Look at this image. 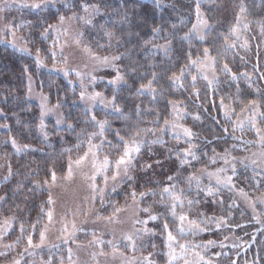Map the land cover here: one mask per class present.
<instances>
[{
    "label": "trees",
    "instance_id": "trees-1",
    "mask_svg": "<svg viewBox=\"0 0 264 264\" xmlns=\"http://www.w3.org/2000/svg\"><path fill=\"white\" fill-rule=\"evenodd\" d=\"M106 2L109 12L113 9H119V12L103 18L97 17L94 23H106L109 30L115 31V37L111 40V48L107 47L108 38L98 28L89 26L84 39L93 50L99 53H125L122 60L118 62L121 71L126 72L128 67H136L138 70L136 76L126 77L128 85L117 92V103L129 116L128 120L115 114H109L111 112H95L98 119L107 118L111 123V129L105 133L107 139L113 144L119 143L113 135L115 130H120L121 135L128 139L132 126L152 129L162 127L164 118L169 119L171 115L169 101L183 102L181 105L187 112L185 123L197 133L193 143L198 145L196 154L200 157L199 162L192 161L191 165H180L176 150L188 145L178 143L169 134H164L163 143L152 144V148H147L139 154L133 172L135 179L129 181L131 185L127 184L128 188L136 189L137 192L154 189L157 193L155 196H146L142 203L144 207H151L153 214H161V219L152 221V229L155 230V235H152V244L156 245L155 248L152 247V252L156 260L160 262L164 260L162 254L164 235L161 234L160 225L165 218L169 220L170 225L172 224L165 207L159 203L160 189L169 183L167 177L173 176L175 177L173 181L178 186L184 185L188 175L208 164L209 157L213 156V149L216 153L224 152L225 149L236 153L240 146H244L245 141L256 139L252 136L253 132L248 129L243 132L237 130L235 136L240 139L233 138L234 118L233 116L230 119L225 117L224 109L220 107V97L223 96L225 104L235 110L243 107L241 101L246 104L252 99H264V79H261V75L264 74V36L261 35V28L264 27V0L204 2L201 6L202 10L215 26L211 32L207 33L206 40L203 42L196 38L180 39L189 31L196 19L195 0H163V4L159 6L154 0H106ZM241 2L248 8L246 15L248 27L237 40V47L225 52L221 34H228L229 29L236 23V14ZM55 11L47 10L46 13L39 15L49 22L56 18ZM124 11L128 12L127 23L121 22V15ZM35 18L36 16H32L30 19L35 20ZM173 24L176 25L175 29L172 28ZM156 26H162L163 31L159 37L153 38L151 29ZM129 31L139 32L141 39L137 40L135 36H128ZM164 37L173 40L172 50L167 56L162 49H153L154 54L146 56L139 47L147 39H153L156 44H164ZM245 39L248 40L247 49L241 47ZM37 42L33 47H36ZM98 43L105 47L98 48ZM205 47L212 49L211 55L213 56L220 54L216 66V76L219 82L208 86L195 68L191 67L185 69L184 86L173 85L167 77L171 76L172 72L179 73V69L187 63L185 54L191 52L192 59L202 58V50ZM42 51L45 52L44 46H42ZM34 60L31 54L20 53L10 46L0 44V109H3L0 113V125H9V128L0 127V167L7 172V175L9 164L12 170V175L0 185V195L7 196L6 201H3L2 210L6 214L15 215L18 220L25 223L30 222L39 213L40 205L47 198L46 189L36 188L34 182L49 178L50 168H55L56 172L64 171L68 155H75L84 149L86 136L80 137L83 145L79 152L73 148V145L79 142L77 133L82 128L86 132L97 130L87 122V114L82 105L77 102L78 89L72 87L62 75L38 68ZM224 60L229 63L232 72L238 74L237 80H231L230 76L225 75L221 70L220 64ZM151 63H155L157 67L150 68ZM25 66H27V72H25ZM161 68H166L168 71L161 72ZM152 71L159 73V78L153 84V87L157 89L154 102L152 94L147 91L143 95H138L135 91L140 83H147V80L151 79ZM244 72L252 74L251 87H249L248 79L239 75ZM142 73H146L143 79L140 78ZM27 74H32L37 78L39 84L49 93L52 101L63 103L66 121L76 126L75 131L69 130L67 126L59 128L51 123L46 128L48 137L44 138L38 128L39 109L26 95ZM193 75L197 76L195 88L199 89L198 99L193 95ZM102 89L112 96L113 87L111 85H104ZM256 89L261 90V95H257ZM135 105H140L142 110L150 109L151 111H142L140 117H137L134 114ZM157 113L161 119L154 122ZM197 113L201 117L199 121L193 119ZM222 126L228 128L227 133H223ZM10 137H15L19 146L30 145V148L17 152L10 141L5 143V140ZM66 148H72V152L65 153L63 150ZM106 148L111 153H117L115 149L107 145ZM169 149L172 151L170 152ZM157 161L160 163H156ZM145 164H151L152 167L144 169L142 166ZM181 179L183 182L179 184L177 180ZM236 180L242 179L237 177ZM18 185L23 187L17 190ZM190 193L192 192H188L187 195L189 196ZM228 195L222 192L213 197L203 192L201 197L197 198L200 203L192 206L191 218L198 217L199 213L207 216L217 213L219 217L227 215L230 211L232 213L230 223L242 225V227L231 228L223 226L219 229L215 225H210V231L200 233L199 238L202 243L208 240L218 242L208 249L207 255L212 256L215 252L226 253L218 258L214 257L217 264H229L230 260L237 261V264H245V262L264 264V223H256L249 212L236 204L229 207L233 201ZM188 198L193 199V196ZM221 200L223 204L220 203ZM225 237L228 239L225 240ZM220 241L225 245L223 249L219 247ZM233 245H238V247Z\"/></svg>",
    "mask_w": 264,
    "mask_h": 264
},
{
    "label": "snow or ice",
    "instance_id": "snow-or-ice-1",
    "mask_svg": "<svg viewBox=\"0 0 264 264\" xmlns=\"http://www.w3.org/2000/svg\"><path fill=\"white\" fill-rule=\"evenodd\" d=\"M157 6L163 4V0H154ZM57 0H0V13L5 12L6 9L11 8L13 6L21 9H30L33 10L36 14L35 20H23L19 23L15 22V18L13 20L8 21L0 27V43H4L5 45H11L13 48H16L18 51L26 52L31 54L32 49L27 45L29 44V40L25 35H18V33L28 27L29 30H37V34L43 40H48L51 38L52 40V48L48 49V57L53 61L52 68L57 69V64L55 63L57 58L56 48L59 45V39L61 34H67V29L63 30L61 33L60 28L65 24L66 21L76 20L82 21L84 25L91 26L93 28H98L103 32V35L108 38L107 47L111 48V40L115 37V31L109 30L106 23H94L97 17H106L112 14H116L119 12V9H113L111 12L107 10V2L106 0H97V2L93 3L92 0H74L72 4L68 3V0H64V7L68 11H72V9L78 8L80 11L84 13V15H80L77 11H72L71 16L62 15L57 10V18L58 23L52 24L48 23L47 19L41 17L39 14L44 12L45 10L50 9L51 7H55ZM203 0H195V17L196 23H193L188 32L184 34V36L180 37L181 40H191L192 38H196L199 41L203 42L206 40V33L211 32L214 29V23L210 19L208 15L202 10ZM102 7L104 10L102 11ZM248 13V8L241 2L239 5L238 13L236 14V24L232 26L228 34H221L222 39L224 41V51L227 52L228 49L237 47V40H239V24L242 17H245ZM6 18V17H5ZM121 22H128V12L124 11L123 15H121ZM176 25L173 24L172 28L175 29ZM247 24L244 25L246 29ZM163 31L162 26H156L151 29V33L153 38L159 37V34ZM55 32L56 35L52 36L51 33ZM261 35L264 36V27L261 28ZM84 33L82 31H78L73 37V42L76 45L82 44V38ZM128 36H135L137 40L141 39L139 32H128ZM11 37V39H9ZM118 39V38H117ZM164 44H156L153 42V39H147L143 41L142 45H139L144 54L153 55V49H162L165 56L168 55L169 51L172 50L173 40L167 37H164ZM129 43L131 41H128ZM67 41H65V45ZM150 46V47H149ZM60 47V55L62 57L63 67L58 68L57 70L63 72L65 77H68L72 71H75L76 77L79 78V100L84 101L86 103L85 112L87 114V122L92 124L97 130L92 132H86L85 129H81L79 133H77V137L79 142L73 145L78 152L81 150L83 145V140H80V137H87V149L82 151V154H78L75 159L71 155L67 157V171L65 173L64 179H71L74 172L76 170H81L84 180L86 182L89 196L85 198V200L92 205H95L98 200L101 205L108 203L106 200V193L110 190L111 192H116L117 187L120 182L124 181H133L135 179L133 172L136 168V160L139 154L142 151V148L145 145L144 135L149 133L154 134L159 131L160 133H164L166 130L170 129L175 136L177 141L180 140L181 137L185 139V143L188 145L183 149H177L176 155L179 159L180 165H191L192 161L199 162L200 157L197 156L196 152L198 149V145L193 143V140L196 138L197 133L192 130L191 127H188L182 123H178L176 120H169L164 118L163 126L158 129L152 128H140L139 126H132L130 128V135L128 139H125V136L121 135L120 130H115L113 135L119 143L113 144L112 141H109L105 135L111 129L110 121L105 119H98L95 112H92V109L97 105H103L105 109L111 108L112 112L109 114H115L119 117H123L125 120L129 119V116L124 112V109L120 104L117 103V92L120 88L128 85L127 76H136L137 68L136 67H128L126 72L121 71L118 63L125 56V53L117 54V55H99L93 51V49L88 44L83 45V51L87 53L94 62V66L92 72L97 71L99 68H112L115 71V75L108 81V84L113 87V94L109 98L104 95L103 92L99 91H88V87L95 86V82L97 77L92 75V72L83 73L80 71H76L68 66V58L63 55L64 45H59ZM98 48H103L105 45L97 44ZM241 47L247 49L248 48V40H244ZM41 48L35 49V64L39 67H47L44 59L41 58ZM212 49L205 47L202 50L203 59L197 57L196 59H192V53L188 52L185 54V58L187 63L183 65L179 69V73L172 72L171 76L167 77V79L178 87H183V80L185 78V69L196 67L202 76V78L207 82L208 86H212L214 82H219L218 76H216V66L218 58H220V54L217 56L211 55ZM243 59V58H242ZM87 67V65H85ZM150 68H156L157 65L155 63H151L149 65ZM221 70L225 73V75L230 76L231 80L235 81L238 78V74L232 72V69L229 67V63L224 60L220 64ZM206 68H210L212 70L213 76L212 79H209L208 75L205 74L204 70ZM168 69L161 68V72L166 73ZM25 72H27V66H25ZM146 73L140 74V78L143 79ZM239 75L245 77L249 81V87H251V75L250 73L244 72ZM85 78H87V83H85ZM159 78V73L156 71L151 72V79L147 80V83H140L139 87L135 89L138 95H143L146 91L152 94L153 102L155 101V93L157 91L156 88L153 87V84ZM29 83H31V76L28 77ZM261 79H264V74L261 75ZM197 81V76H192L193 83V95L198 99L199 98V89L195 88V83ZM72 83V81H69ZM29 93H31V87H29ZM257 95H261V90L256 89ZM48 97L41 94V113H40V123L38 125L39 131L44 136L45 139L48 137V132L46 130V125L44 123V116L48 113H52L59 109L60 103L53 105L52 107L47 106ZM182 101H169V104L173 106V112L176 114L177 118H180L183 114H186L184 110L180 109L178 106L182 104ZM243 107H241L240 113L243 115V118H240V114L236 113L235 108L230 105L225 104L224 97H220V107L224 109V115L226 118L230 119L232 115H237V120L232 124V135L234 139H240V137L235 136V132L237 130L243 132L245 130V126L247 125L248 129L253 131L257 137L255 141H246V144H258L260 146V151L258 153H252L250 156L245 157H237L231 156V153L228 149H225L223 155L216 153L215 149H213V156L209 157V160L212 164L217 162V157L223 159L224 164L228 167H219L214 171H209V169L205 166L199 169V174L192 173L186 177L187 185L191 188L193 182L199 188L202 183V177L207 176L210 183L214 180L216 185H222L228 187L230 190H235L237 195L245 201L248 207L252 209L253 212V220L256 223H264V211H257V204L264 206V192H261L259 196L252 197L249 195L244 188H238L236 183L234 182V177L237 174V166H243L245 170L249 166L253 168L254 175L251 177H245L246 179H251L255 181L257 186L264 187V110H261L264 107V99H252L249 100L246 104L241 101ZM142 111H151L150 109L142 110L140 105H135L134 114L137 117H140ZM3 112V109H0V113ZM161 119L160 115L157 113L154 122H158ZM194 120L199 121L201 119L200 114L197 113L193 116ZM66 124L69 130L75 131V125L72 122L66 121L62 116L56 120V125ZM3 128H9V125L4 124L0 125ZM223 133L228 132L227 127L222 126ZM217 139L219 137H216ZM95 140H99V143L94 142ZM10 141L11 145L17 152H21L24 149L30 148V145L19 146L15 137H10L8 140H5V143ZM150 143H163L160 137L152 140ZM108 146L111 149H115L117 153H119L115 158H113L108 152H105V146ZM35 150V149H34ZM150 150V149H149ZM247 150V149H245ZM65 153H71L72 148H66L63 150ZM171 152L172 149H169ZM203 155H207V153H203ZM230 157V158H229ZM190 158V159H189ZM156 163H160L157 161ZM144 169L151 168V164H145L142 166ZM87 169V171H83V169ZM257 169L259 171H257ZM231 171V175L227 173ZM12 175L11 165L9 164L8 175L4 177V180H7L9 176ZM48 177L43 181H35V187L39 189H45L46 186L50 188L57 182V173L55 168H50L48 171ZM175 179L173 176H168V184L160 189V201L159 203L163 205L166 209L167 215L171 217L172 224L170 225L169 220L165 218L160 227L161 234L165 236V247L167 249L165 256V264H217V260L214 258H218L221 255H226L223 252H215L212 256L207 255L208 249L216 245L218 242L215 240H208L203 243H194L191 240L184 239L187 236H196L198 233L210 231V225H215L217 229L228 226V227H242L240 224L232 225L230 223V217L232 213L229 211L227 215L223 216H207L204 213H199L197 218H191V210L194 204H199L200 201L198 199H187L183 197L184 189H179L177 191L176 185L172 183ZM22 185L17 186V190L22 188ZM205 191L209 196L215 195L218 193L219 188L213 189L208 186L205 188ZM157 193L154 189H147L146 191H142L137 193L135 189L129 194L131 196L132 202L134 205L139 207L140 202L148 195L155 196ZM139 196L140 200L137 199ZM165 197H168V200H165ZM7 196H0V201H6ZM54 203L52 196L49 194L46 201L42 202L40 205V213L38 214V218L36 221L31 222L29 224H25L23 221L19 222V232L20 235L16 237L15 241L12 244H5V248H12L14 245H18L21 242V239L26 240V244L24 250L19 254L21 258L27 253L28 255H35L36 249L43 250L45 247L49 249L51 252L52 249H59L61 245H68L69 243H76L77 233L84 231V229L77 223L76 214L73 213V219L67 220L65 218H61V230L60 234L56 237L58 242L49 243L48 241V225H45L38 232V241H34V234L37 232V228L40 222V218L46 216L49 224L53 221V210L51 208L45 209L44 205H52ZM223 204V200L220 201ZM185 204H187L188 211L185 212ZM235 205V200H233L232 207ZM113 206V211L108 216H101L95 208H91L88 210H84L83 208H79L77 211L82 213L86 218L89 216V213L92 212L95 215V223L96 221L103 220L109 224L119 223V215L120 213L126 210L124 206ZM17 207H19L17 205ZM180 209L178 212L177 209ZM140 211L148 214V220L134 219L133 223V231L131 233L122 234L120 240L126 241L125 248H130L133 255L128 257L124 252H120V241H118L115 237L110 240H103L96 236L95 232L92 233V239L89 241V245H107L112 249V253H119L121 257H123L122 264H156L154 260L151 259L153 253L149 252L145 257H138L135 255L138 245L137 240L142 239L145 234L155 235V230L150 229L148 227L136 228L135 225H147L148 221H156L161 219V214H153L151 207H144L139 209ZM17 221V217L15 215L5 217L3 222L0 223V238H3L6 234H10V229L13 226V223ZM82 223H87V219ZM174 226V229H173ZM27 235L25 236V234ZM228 237H225L227 240ZM183 240V242H181ZM234 247H238V245H233ZM152 247L155 248L156 245L152 244ZM219 247L223 249L225 247L222 241L219 242ZM68 264H75L73 261V250L68 248ZM6 253H0V255H5ZM93 257L97 255V253L92 254ZM99 255H107L103 250L100 251ZM238 255V253H237ZM13 264H22V259H16L13 261ZM40 264H65L64 256H61L58 260L52 256L48 255L47 258L41 257ZM229 264H237V261L230 260ZM248 264V262H245ZM255 264V262H253Z\"/></svg>",
    "mask_w": 264,
    "mask_h": 264
},
{
    "label": "rangeland",
    "instance_id": "rangeland-1",
    "mask_svg": "<svg viewBox=\"0 0 264 264\" xmlns=\"http://www.w3.org/2000/svg\"><path fill=\"white\" fill-rule=\"evenodd\" d=\"M208 1H211V0H203V3L208 2ZM73 2L74 0H68L69 4H72ZM92 2L95 3L96 1L92 0ZM48 10H51L52 12L56 10L55 14H57V10H59L60 14L67 15V16H71L72 11H77L79 12L80 15H84L82 11H80L78 8H75V7L72 9V11H68L64 7V0H57L55 7H51ZM45 11L41 13H46ZM102 11H103V8H102ZM32 16H36L33 10L21 9V8H17L13 6L11 8L6 9L5 12L0 13V27H3L5 23H7L10 20H13V18H15V22L19 23L23 20H31L30 18H32ZM48 23L57 24L58 23L57 15L55 19H52V21H49ZM194 23H196V19ZM245 24H247L246 16L241 18V21L239 24V29H240L239 37L247 30V28L246 29L244 28ZM88 27L89 26L84 25L82 21L71 20V21H66L65 24L60 28L61 33H63V30L65 28L68 30L67 34L66 35L61 34L60 39H59V45H64L63 55L67 56L68 58V66H70L72 69H75L76 71H80L83 73L92 72L94 62L91 59V57L83 51V45L87 44L86 39H84V36L82 38L81 45H76L73 42V37H75L78 31H82L85 35V32ZM33 31L35 34L33 33ZM18 35H25L27 39L30 41L27 46L32 49L31 55L34 58L36 55L35 49L36 48L42 49V46H44L45 52L41 51L40 55H41V58L44 59L47 67H39V68L47 70L48 72H56L62 75L68 81V83L69 81H72V83H69V84L72 87H75L78 89L77 102H79L85 110L87 106L86 103L84 101L79 100V93L81 89L79 86V78L76 77L75 71H72L68 77H65L63 72H60L57 70L58 68L64 66L62 63V57L60 55L59 45L56 48L57 58H56L55 63L57 64V69H54L52 68L53 61L49 59L48 52H47L48 49L52 48L51 38H49L48 40H43L42 38L38 36L37 30L33 29L30 31L28 27H25L24 29H22L18 33ZM51 35L55 36L56 33L52 32ZM9 39H11V37H9ZM65 41H67L66 45H65ZM35 42H37V44L35 45L36 47H33ZM0 44L3 46H10L11 48H13L11 45H5L4 43H0ZM13 49L17 50L16 48H13ZM93 51L99 55H109V56L117 55V53H99L95 50ZM19 52L29 54L26 52H21V51ZM201 59H203V57ZM85 65H87V67H85ZM194 68L196 72L198 73V75H200L198 69L196 67ZM204 72L205 74L208 75L209 79H212L213 73L210 68H206ZM29 75L31 76V83H29V79H28ZM92 75H95L97 77V80L95 82L94 88L90 86L88 87V91L91 92L95 90V91L103 92L105 96L110 98L111 96L106 94L105 89H102V88L104 85L109 86L108 81L112 79V77L115 75L114 69L107 68V67L99 68L97 71L92 72ZM85 83H87V78H85ZM29 87H31V93H29ZM41 94L48 97V101H47L48 107H52L53 105L57 104V102L60 103L59 109H57L56 111L52 113H48L47 115L44 116V123L46 125V128H47V125L51 123L52 124L54 123V125H56V120L60 118L61 116L66 120L63 103L61 101H52L49 93L43 89V87L39 84L37 78L33 76L32 74H27L26 95H27V98L32 103H34L39 109V123H40V113H41ZM178 107L184 110L186 114H183L180 118H177L176 114L173 112V106L171 105V115H170L169 120H176L178 123H182L188 126L185 123L187 112L185 111L184 107L181 104ZM240 110H236V113L240 114V118H243V115H246L247 113L241 114ZM96 111L112 112L111 108L105 109L103 105H99V104H97L92 109V112H96ZM232 116L235 122L238 117L237 115H232ZM58 127L59 128L66 127V124L59 125ZM245 129H248L247 125L245 126ZM164 134H169L171 138L175 139L174 133L170 129L166 130L164 133H160L159 131H157V134L149 133L147 135H144L143 137L145 140V145L142 148V151H144L147 148H152V143L150 142L156 139L157 137H160V139L162 140L163 137L165 136ZM252 136L257 139L254 132L252 133ZM247 141H250V140H247ZM94 142L99 143V140H95ZM177 142L185 143V139L181 137L180 140ZM243 145L244 146L239 147V151L236 153L233 152V150H229L231 153V156L245 157V156H250L252 153H258L261 150L258 144H246V141H245ZM86 149H87V141L84 143V149H82V151ZM82 151L75 155H72L73 159H75V157L78 154H82ZM104 151L108 152L113 158H115L119 154V153H116V154L111 153L106 148V146H105ZM224 152H221L218 154L223 155ZM205 166L209 169V171H214L216 168H219V167H228L227 165L224 164L223 159H220L219 157H217V162L215 164H212L209 160L208 164ZM205 166H202V167H205ZM202 167L198 168L195 173L199 174L198 170L201 169ZM66 171H67V167H65V170L62 172H56L57 177H58L57 182L54 185H52L50 188H48L47 186L45 188L47 191V198L50 194L54 201L52 205L45 204L44 206L45 209L51 208L53 210V221L52 223L49 224L46 216L40 218L37 232L34 234V241H38L39 230L42 229L45 225H48L47 235H48L49 243L58 242L56 240V237L60 234V230L62 226L61 218L63 217L67 220H71L73 219V213H77L75 218L77 220V223L84 229V231L77 233L76 243L74 244L69 243L68 245L62 244L59 249H52L51 252L49 251L47 247H45L43 250L36 249L35 255H28L26 253L23 256V258H21L19 254L24 250V247L26 244L25 239H21V242L18 245H14L12 248L4 247L5 244H12L15 241L16 237L20 235V232H19L20 220L17 219V221L13 223V226L10 229V234H6L3 238H0V253H6L5 255H0V264H13V261L16 259H22V264H40L41 257L46 259L49 254L54 256L57 260L61 256H64L65 264H68V252H67L68 248H71L73 250L72 259L73 261H75V264H122L123 257H121L119 253L113 254L110 246H107V245L101 246L98 244L94 246L89 245V241L92 239L93 232H95L97 237L105 241L113 239L115 237L118 241H120V244H119L120 252H124L128 257H131L133 255L130 248H125V244L127 242L120 240V238L122 234L131 233L133 231L132 221L134 219L148 220V214L139 210L141 208H144L143 203H142L143 200L140 202L139 207L133 204L131 196L129 195L133 191V189L128 188L127 186V184L131 185L129 181L120 182L119 186L117 187L116 192H111L109 190L106 193V200L108 201V203L101 205L100 202L97 200L95 205H92L91 203L85 200V198L89 196V191H88V188H87V185H86V182L84 180L81 170H76L71 179H64ZM83 171L86 172L87 169L85 168L83 169ZM257 171L259 170L257 169ZM227 174L231 175V171L229 170ZM252 175H254V172L251 166H249L247 170H245L243 166L238 165L237 174L234 177V182L236 183L238 188L240 187L244 188L245 191H247L250 196L255 197V196H259L261 192H264V187L257 186L255 181L245 178V177H251ZM5 176H7V172L3 168L0 167V185L4 181ZM237 177L241 178L242 180L240 181L236 180ZM177 181L179 184H182L183 179L177 180ZM243 182H245L244 185H242ZM172 183L176 185L177 191H179V189L181 188L184 189L183 197L185 198V200L189 199L188 198L189 196H193V198L195 199L201 197V193L206 192L205 188L208 186L212 187L213 189L219 188L218 193H216L215 195H212L213 197L221 194L222 192H226L227 194H229L228 196L231 197L232 201L235 200V204L237 206L249 212L253 216L252 209L247 206L243 198L237 195L235 190H230L226 186L216 185L214 180L210 183L207 176L202 177V183L200 184L199 188L197 187L195 182H193L191 188L188 187L187 182L186 184L180 185V186H178L177 183L174 181ZM135 191L137 192L136 189ZM188 192H192V193H190V195L188 196L187 195ZM137 199L140 200L139 196H137ZM167 200H168V197H166V201ZM2 204H3V201H0V223L3 222L5 217L13 216V214L11 215L6 214L2 210ZM113 204H115L116 206L126 207V210L124 212L118 214L119 220H120L119 223L109 224L103 220H99L93 223V221H95V215L92 212H90L89 216L86 218L82 213L77 211L79 208L88 210L94 207L95 210H97L101 216H108L113 211V206H112ZM177 211L179 212L180 209L178 208ZM184 211L185 212L188 211L187 204H185ZM257 211H264V206L257 204ZM39 213H37V215L34 216L30 222H26V223L24 222V223L27 225L31 222L36 221ZM213 215L217 216V213ZM194 218H197V217H194ZM86 219H87V223H82ZM145 226L152 229V221H148L147 225H140V224L135 225L136 228H142ZM26 235L27 233L25 234V236ZM199 237H200V233H198L196 236H187L184 239H188V240L193 241L194 243L199 244V243H202ZM181 242H183V240H181ZM231 243L233 244L235 242H231ZM137 245H138V249L135 255L138 257L147 256L149 252H152V234L143 235L142 239L137 240ZM101 250L107 253V255H99ZM163 250L164 251L162 252V254H163L164 260L160 262L156 260L154 256V252H152L153 255L151 259L154 260L156 264H165V260H166L165 253L167 251L165 247V236H164V249ZM94 252L97 253L95 257H93L92 255ZM156 253H160V252H156Z\"/></svg>",
    "mask_w": 264,
    "mask_h": 264
}]
</instances>
